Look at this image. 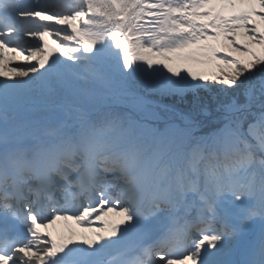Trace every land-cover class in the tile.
<instances>
[{
	"label": "snow or ice",
	"instance_id": "obj_1",
	"mask_svg": "<svg viewBox=\"0 0 264 264\" xmlns=\"http://www.w3.org/2000/svg\"><path fill=\"white\" fill-rule=\"evenodd\" d=\"M0 77V264H264V0H0Z\"/></svg>",
	"mask_w": 264,
	"mask_h": 264
},
{
	"label": "bare ground",
	"instance_id": "obj_2",
	"mask_svg": "<svg viewBox=\"0 0 264 264\" xmlns=\"http://www.w3.org/2000/svg\"><path fill=\"white\" fill-rule=\"evenodd\" d=\"M27 41H29V40H27ZM26 54H29V53H26ZM8 60H11L12 61L8 65L9 68L14 67L18 63H23V61L19 57H16L15 59H13V53L10 50L9 51H6V60H5V62L7 63ZM2 78L3 77H0V79H2ZM52 227H53V229H55V231H56L55 233H58L60 236L62 235V230L60 229L59 226L54 225Z\"/></svg>",
	"mask_w": 264,
	"mask_h": 264
}]
</instances>
